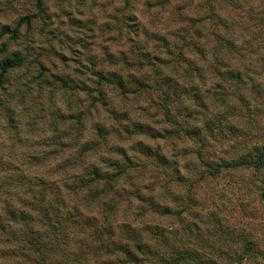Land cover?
<instances>
[{
  "label": "rangeland",
  "instance_id": "obj_1",
  "mask_svg": "<svg viewBox=\"0 0 264 264\" xmlns=\"http://www.w3.org/2000/svg\"><path fill=\"white\" fill-rule=\"evenodd\" d=\"M17 58L0 264H264V0H0Z\"/></svg>",
  "mask_w": 264,
  "mask_h": 264
},
{
  "label": "trees",
  "instance_id": "obj_2",
  "mask_svg": "<svg viewBox=\"0 0 264 264\" xmlns=\"http://www.w3.org/2000/svg\"><path fill=\"white\" fill-rule=\"evenodd\" d=\"M24 63L23 59H12V60H7L6 62H4L1 66V73H0V88L3 89L4 86V81H5V77L6 75L12 70V69H17L19 67H21ZM1 105V103H0ZM246 165L249 166H254L257 169H261L264 166V149L259 151L255 160H252L250 162H245ZM220 170V169H219ZM217 170V171H219ZM123 174V172H122ZM95 177V182L98 185L99 180L101 179L100 173L98 172L97 174H94ZM97 178V180H96ZM184 259V256H179L174 264H179L182 260Z\"/></svg>",
  "mask_w": 264,
  "mask_h": 264
}]
</instances>
